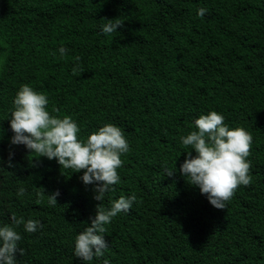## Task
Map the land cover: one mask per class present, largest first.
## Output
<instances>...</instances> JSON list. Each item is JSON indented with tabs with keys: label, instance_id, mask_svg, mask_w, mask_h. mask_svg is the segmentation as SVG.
<instances>
[{
	"label": "trees",
	"instance_id": "16d2710c",
	"mask_svg": "<svg viewBox=\"0 0 264 264\" xmlns=\"http://www.w3.org/2000/svg\"><path fill=\"white\" fill-rule=\"evenodd\" d=\"M115 18L123 26L103 33ZM21 85L46 95L50 115L71 117L79 140L111 123L129 143L120 182L100 206L137 200L106 225L102 257L74 255L100 203L83 170L10 143ZM211 111L253 137L252 182L223 210L179 171L192 150L180 137ZM13 214L43 224L16 227L24 250L16 264H264V0H0V226Z\"/></svg>",
	"mask_w": 264,
	"mask_h": 264
},
{
	"label": "clouds",
	"instance_id": "9594fccd",
	"mask_svg": "<svg viewBox=\"0 0 264 264\" xmlns=\"http://www.w3.org/2000/svg\"><path fill=\"white\" fill-rule=\"evenodd\" d=\"M207 9L198 10L203 17ZM102 32L116 33L123 21L119 18L104 19ZM60 56H66L68 50L58 49ZM79 61V57L75 58ZM73 74L82 69L74 67ZM49 101L46 95L35 91L28 85H21L13 100L10 110L9 124L13 132L10 139L12 145H23L34 157L56 159L61 168L83 170L79 179L85 186L92 185L93 198L99 201L94 217H90L87 227L75 237L74 255L82 261L90 262L94 257L104 255L108 248L105 239L106 225L110 224L121 212H128L136 202L135 194L112 200L110 207H101V202L107 193L114 191V185L120 182L117 169L122 166L121 155L127 153L129 143L121 128L114 124H105L92 132L86 140H79L80 128L69 116L62 118L50 115L46 110ZM56 111V110H54ZM224 116L216 111L200 115L193 130L186 136H181L183 146L190 147L184 162L180 166V174L187 178V183L199 188L206 195L209 203L216 209L226 208L238 186H248L252 182L249 174L251 163L247 160L253 137L243 128L230 129L224 123ZM9 154V167L12 166ZM176 169L166 170L167 177H173ZM42 188V187H41ZM39 195L47 193L42 188ZM26 189L21 186L16 195L24 196ZM59 190L48 193V205L56 206ZM40 201L38 200L37 203ZM11 224L0 226V264H16V255L24 254L18 247L21 235L15 230L23 225L24 230L33 233L43 224L38 220L24 217H11ZM104 264H109L107 260Z\"/></svg>",
	"mask_w": 264,
	"mask_h": 264
}]
</instances>
